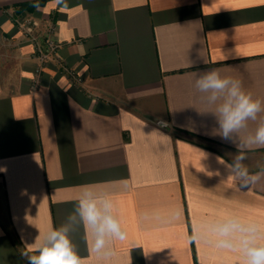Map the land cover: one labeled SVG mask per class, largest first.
<instances>
[{
    "label": "crops",
    "instance_id": "1",
    "mask_svg": "<svg viewBox=\"0 0 264 264\" xmlns=\"http://www.w3.org/2000/svg\"><path fill=\"white\" fill-rule=\"evenodd\" d=\"M29 1L0 0V264H27L26 245L65 222L84 185L112 196L127 231L111 264H241L236 253L187 241L205 217L264 222V177L249 188L225 181L220 160L231 163L237 149L215 134L212 113H200L194 81L218 68L264 100V0L21 6ZM26 19L40 35L54 24L60 43L35 89ZM245 163L259 171L264 148ZM157 208H178L180 218L141 220ZM71 239L85 264H97L86 229Z\"/></svg>",
    "mask_w": 264,
    "mask_h": 264
},
{
    "label": "clouds",
    "instance_id": "2",
    "mask_svg": "<svg viewBox=\"0 0 264 264\" xmlns=\"http://www.w3.org/2000/svg\"><path fill=\"white\" fill-rule=\"evenodd\" d=\"M194 88L206 106L200 113H212L218 125L215 134L237 149L231 163L220 160L229 173L225 181L249 188L264 177V167L253 173L245 163L249 151L264 148V100L254 98L240 79L222 74L218 68L195 74ZM158 123L168 126L162 119ZM180 215L178 208H157L143 211L140 218L143 222L166 224ZM81 227L88 232L89 252L97 264H111L114 244L128 239L112 196L84 185L65 222L26 245L22 255L27 264H85L71 239V234ZM187 241L236 253L241 264H264V222L238 214L198 219L191 225Z\"/></svg>",
    "mask_w": 264,
    "mask_h": 264
},
{
    "label": "built area",
    "instance_id": "3",
    "mask_svg": "<svg viewBox=\"0 0 264 264\" xmlns=\"http://www.w3.org/2000/svg\"><path fill=\"white\" fill-rule=\"evenodd\" d=\"M20 26L24 29L26 36L34 46V54L39 62L35 75L33 78L32 87L38 88L41 83V74L46 63L57 56L60 43L54 36L55 26L50 24L42 35L36 33L34 30V21L26 19L20 22ZM64 74L72 83H80L82 81L81 76L72 68L63 67Z\"/></svg>",
    "mask_w": 264,
    "mask_h": 264
},
{
    "label": "trees",
    "instance_id": "4",
    "mask_svg": "<svg viewBox=\"0 0 264 264\" xmlns=\"http://www.w3.org/2000/svg\"><path fill=\"white\" fill-rule=\"evenodd\" d=\"M46 3V0H34V1H29V2H25V3H22L21 6L23 7H34V6H37V5H44ZM176 130H182L180 128H175Z\"/></svg>",
    "mask_w": 264,
    "mask_h": 264
},
{
    "label": "rangeland",
    "instance_id": "5",
    "mask_svg": "<svg viewBox=\"0 0 264 264\" xmlns=\"http://www.w3.org/2000/svg\"><path fill=\"white\" fill-rule=\"evenodd\" d=\"M225 151H227L228 153L232 154V152L229 149H225Z\"/></svg>",
    "mask_w": 264,
    "mask_h": 264
}]
</instances>
